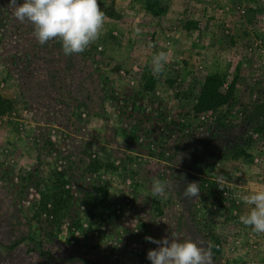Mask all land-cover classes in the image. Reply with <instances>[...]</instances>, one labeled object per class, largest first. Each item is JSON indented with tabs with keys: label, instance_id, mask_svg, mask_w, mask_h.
<instances>
[{
	"label": "rangeland",
	"instance_id": "obj_1",
	"mask_svg": "<svg viewBox=\"0 0 264 264\" xmlns=\"http://www.w3.org/2000/svg\"><path fill=\"white\" fill-rule=\"evenodd\" d=\"M208 1L205 23L186 8L179 23L170 16L156 25L132 6L140 19L125 23L126 7L99 0L102 35L65 55L58 39L40 44L34 26L0 0V98L8 105L0 114V264H151L147 253L158 245L145 238L173 234L211 246V264H264V233L239 221L248 211L240 197L264 188V120L245 108L264 101V0ZM134 39L154 52L125 54ZM159 51L168 62L154 75ZM213 73L222 91L233 83L232 102L191 119L183 102L193 103ZM216 117L223 121L212 138ZM236 139L246 156L230 159ZM155 179L169 182L166 196H152ZM56 180L69 191L76 226L46 216ZM193 181L197 199L184 195ZM207 181L216 184L209 193Z\"/></svg>",
	"mask_w": 264,
	"mask_h": 264
},
{
	"label": "clouds",
	"instance_id": "obj_2",
	"mask_svg": "<svg viewBox=\"0 0 264 264\" xmlns=\"http://www.w3.org/2000/svg\"><path fill=\"white\" fill-rule=\"evenodd\" d=\"M15 6L14 17L20 23L30 22L34 26L36 40L45 44L58 39L65 55L81 54L103 33L106 14L101 10L99 0H9ZM140 30L135 29L139 35ZM168 53L153 54L151 66L154 75L164 72ZM170 187L167 180L152 181V196H166ZM199 183L186 185L184 195L190 199L199 198ZM248 211L239 216V221L256 233H264V188H259L240 197ZM173 238L145 239L158 247L149 250L147 259L151 264H211V246L202 247L192 240L179 241Z\"/></svg>",
	"mask_w": 264,
	"mask_h": 264
},
{
	"label": "trees",
	"instance_id": "obj_3",
	"mask_svg": "<svg viewBox=\"0 0 264 264\" xmlns=\"http://www.w3.org/2000/svg\"><path fill=\"white\" fill-rule=\"evenodd\" d=\"M144 11L147 14H150L153 17H159L162 14V9L158 6L157 0H143ZM224 84L223 78L218 74H209L204 77L201 87L199 89L198 95L193 103L183 102L185 108L187 109V113L191 119H197L199 116L204 115L206 113L214 112L224 106L229 105L233 99V83H229L227 88L222 91V85ZM245 108L247 110V114L249 118L255 120H264V101H251L245 103ZM8 109L7 103H5L0 98V114L4 112V110ZM223 118L216 117L213 120L212 126L214 134L212 136L216 137L220 135L217 133L216 125H221ZM225 155H228L230 159H238L244 158L246 153L244 151V147L240 140L236 139L228 149L225 151ZM205 161H203L204 163ZM205 165V164H203ZM103 167H108V164H103L100 169ZM205 182V181H204ZM53 185L56 187L49 198V207L46 209V216L50 217V223L57 226L58 222L65 217H69L72 220V225H78L77 220H73L71 215L72 210L70 209L72 198L69 194V191L63 190L60 188V182L57 180L54 181ZM214 182L207 181V188H205L206 193L209 191H213V188L216 186ZM87 198H85L82 203L87 206ZM216 201V199H215ZM214 204H218L219 202H215ZM34 214H39V212H35Z\"/></svg>",
	"mask_w": 264,
	"mask_h": 264
},
{
	"label": "crops",
	"instance_id": "obj_4",
	"mask_svg": "<svg viewBox=\"0 0 264 264\" xmlns=\"http://www.w3.org/2000/svg\"><path fill=\"white\" fill-rule=\"evenodd\" d=\"M106 3H113L114 4V9L119 8V7H126L124 10L123 16H119V20H123L125 23L128 22L129 20L131 21L132 19L134 20H139V17H135V13L131 11V6L133 8H138L140 9L139 12H143L146 16H150L152 18V23L156 25H166L169 20H171L174 23H179V21L182 20V15L185 16L184 10L188 8L190 11L197 12V15H203L200 17L202 21L201 23H205L204 17H205V10L210 9V6L208 3V0H157L158 6L162 9V14L159 17H153L149 14H147L144 11V5H143V0H106ZM217 5L221 3V1H216ZM212 9V8H211ZM189 16L191 15L188 13ZM170 16H172V19H169ZM191 17V16H190ZM196 18V16L194 15ZM194 18V19H195ZM169 19V20H168ZM142 21V20H141ZM117 22V21H116ZM219 23V22H218ZM232 24V22H231ZM202 40L206 39V35H209L206 32H202ZM140 38V37H139ZM133 40L130 43V47L128 46L126 48V52L130 53L134 56H137L138 59H146L148 56H150V52L153 51V47L151 48L148 46V43H146V40ZM250 162L245 161L244 166L249 167ZM248 165V166H247ZM253 170V166L249 167V170ZM264 241V240H262Z\"/></svg>",
	"mask_w": 264,
	"mask_h": 264
},
{
	"label": "built area",
	"instance_id": "obj_5",
	"mask_svg": "<svg viewBox=\"0 0 264 264\" xmlns=\"http://www.w3.org/2000/svg\"><path fill=\"white\" fill-rule=\"evenodd\" d=\"M221 11V10H220Z\"/></svg>",
	"mask_w": 264,
	"mask_h": 264
}]
</instances>
